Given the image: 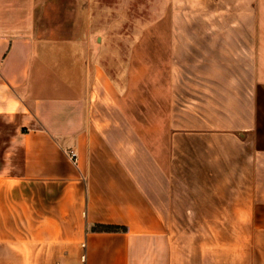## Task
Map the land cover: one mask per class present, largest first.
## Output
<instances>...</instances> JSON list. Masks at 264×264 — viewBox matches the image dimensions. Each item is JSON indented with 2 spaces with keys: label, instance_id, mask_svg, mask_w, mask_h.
Masks as SVG:
<instances>
[{
  "label": "crops",
  "instance_id": "0c3cea01",
  "mask_svg": "<svg viewBox=\"0 0 264 264\" xmlns=\"http://www.w3.org/2000/svg\"><path fill=\"white\" fill-rule=\"evenodd\" d=\"M69 1L0 0V264H264V0Z\"/></svg>",
  "mask_w": 264,
  "mask_h": 264
},
{
  "label": "rangeland",
  "instance_id": "374dc122",
  "mask_svg": "<svg viewBox=\"0 0 264 264\" xmlns=\"http://www.w3.org/2000/svg\"><path fill=\"white\" fill-rule=\"evenodd\" d=\"M69 1V0H67ZM101 2L102 5L105 6L106 0H97ZM109 2L115 5L114 14L115 20L119 21L115 23L114 28L115 31H125L130 34L141 30L142 26L146 24L147 33H152L154 30L158 31H167V25L163 23L157 29H154L152 25L155 18L160 14L162 10H164L166 4L169 0H108ZM70 2V1H69ZM67 3L73 9L71 4ZM122 18L124 21L122 22ZM120 19V20H119ZM142 20H145L144 24L141 23ZM99 27V26H98ZM105 31V27H99L98 31ZM152 37V36H151ZM132 39H130V44ZM162 60V62H161ZM163 56H156L154 52V40L147 36L146 40V80H147V92L153 89L149 87L152 82V78L155 73V69L157 67L163 66L165 61L163 62ZM162 63V64H161ZM2 127L4 129H8L5 127L8 125L5 124V121L2 122Z\"/></svg>",
  "mask_w": 264,
  "mask_h": 264
},
{
  "label": "trees",
  "instance_id": "16d2710c",
  "mask_svg": "<svg viewBox=\"0 0 264 264\" xmlns=\"http://www.w3.org/2000/svg\"><path fill=\"white\" fill-rule=\"evenodd\" d=\"M99 229H107V230H119L125 229L124 226L114 225V224H102L98 226Z\"/></svg>",
  "mask_w": 264,
  "mask_h": 264
},
{
  "label": "built area",
  "instance_id": "2783aa9c",
  "mask_svg": "<svg viewBox=\"0 0 264 264\" xmlns=\"http://www.w3.org/2000/svg\"><path fill=\"white\" fill-rule=\"evenodd\" d=\"M69 155H70V158H71L74 162H76V160H77V156H78L77 151L71 149V150L69 151Z\"/></svg>",
  "mask_w": 264,
  "mask_h": 264
}]
</instances>
